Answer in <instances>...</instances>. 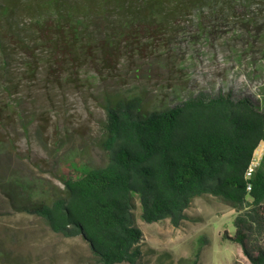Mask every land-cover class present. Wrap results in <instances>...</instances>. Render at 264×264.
Masks as SVG:
<instances>
[{
	"label": "trees",
	"instance_id": "16d2710c",
	"mask_svg": "<svg viewBox=\"0 0 264 264\" xmlns=\"http://www.w3.org/2000/svg\"><path fill=\"white\" fill-rule=\"evenodd\" d=\"M250 1L0 0V92H14L16 62L28 74L43 64L70 79L88 63L110 70L121 44L171 41L188 20L204 29ZM241 23L259 32L264 16ZM104 111L105 162L65 164L62 187L39 199L17 195L11 181L12 208L40 217L64 237L80 236L97 264H138L143 231L135 200L144 222L168 219L178 227L190 218L195 197L212 195L236 210L235 230L223 236L238 244L249 264H264V103L217 93L146 108L138 96L115 95ZM259 147V162L247 175Z\"/></svg>",
	"mask_w": 264,
	"mask_h": 264
},
{
	"label": "rangeland",
	"instance_id": "374dc122",
	"mask_svg": "<svg viewBox=\"0 0 264 264\" xmlns=\"http://www.w3.org/2000/svg\"><path fill=\"white\" fill-rule=\"evenodd\" d=\"M263 16L264 5L251 0L204 29L188 20L171 41L121 44L112 69L88 63L72 79L43 64L28 74L16 62L14 92H0V264H97L80 236L64 237L40 217L12 208L11 181L17 195L39 199L62 187L65 164H103L104 104L115 95L138 96L146 108L217 93L263 104L264 26L257 32L241 23ZM133 211L143 231L138 264H249L238 244L223 236L234 232L236 210L219 197H195L190 218L178 227L168 219L144 222L137 200Z\"/></svg>",
	"mask_w": 264,
	"mask_h": 264
},
{
	"label": "built area",
	"instance_id": "2783aa9c",
	"mask_svg": "<svg viewBox=\"0 0 264 264\" xmlns=\"http://www.w3.org/2000/svg\"><path fill=\"white\" fill-rule=\"evenodd\" d=\"M261 153H262V148L259 147L258 149L255 150L253 158H252V160L248 166V169L246 171L247 175H250L253 168L258 164L259 159L261 157Z\"/></svg>",
	"mask_w": 264,
	"mask_h": 264
}]
</instances>
